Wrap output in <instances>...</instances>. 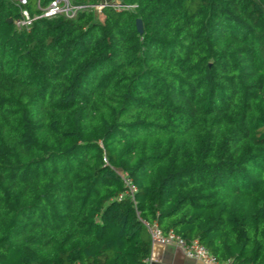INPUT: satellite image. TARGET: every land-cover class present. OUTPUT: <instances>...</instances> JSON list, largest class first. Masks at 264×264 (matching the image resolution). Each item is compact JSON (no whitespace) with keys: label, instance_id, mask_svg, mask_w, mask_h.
Here are the masks:
<instances>
[{"label":"trees","instance_id":"obj_1","mask_svg":"<svg viewBox=\"0 0 264 264\" xmlns=\"http://www.w3.org/2000/svg\"><path fill=\"white\" fill-rule=\"evenodd\" d=\"M116 1L0 0V264H146L142 221L264 264V0Z\"/></svg>","mask_w":264,"mask_h":264},{"label":"built area","instance_id":"obj_2","mask_svg":"<svg viewBox=\"0 0 264 264\" xmlns=\"http://www.w3.org/2000/svg\"><path fill=\"white\" fill-rule=\"evenodd\" d=\"M18 2L23 7L20 8L19 16L13 20L17 29H28L31 26L32 21L38 17H52L58 14L72 17L78 10H82L87 7H91L94 11H96V14H99L100 11L107 6L115 7L116 9L120 8V5L116 0H97V3L92 6L74 3L72 0H50L47 4L43 5L41 0H36L34 7L37 12L31 15L24 7L27 4V0H18ZM121 180L125 190L119 195V199L128 196L133 203H135V185L126 174L121 175ZM136 213L138 214V212ZM142 223L149 234L151 246H175L184 254L185 257L200 261L202 264H231L230 260L218 261L197 239L185 241L172 231L163 233L155 222L148 223L142 221Z\"/></svg>","mask_w":264,"mask_h":264},{"label":"crops","instance_id":"obj_3","mask_svg":"<svg viewBox=\"0 0 264 264\" xmlns=\"http://www.w3.org/2000/svg\"><path fill=\"white\" fill-rule=\"evenodd\" d=\"M146 264H202L189 259L175 246H151V253Z\"/></svg>","mask_w":264,"mask_h":264},{"label":"water","instance_id":"obj_4","mask_svg":"<svg viewBox=\"0 0 264 264\" xmlns=\"http://www.w3.org/2000/svg\"><path fill=\"white\" fill-rule=\"evenodd\" d=\"M136 29L137 31L141 34L143 29H142V23H141V20L140 19H137L136 20Z\"/></svg>","mask_w":264,"mask_h":264}]
</instances>
